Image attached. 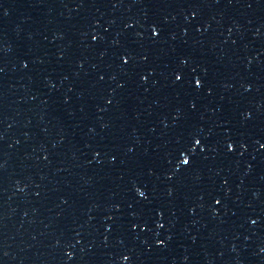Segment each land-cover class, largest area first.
I'll return each mask as SVG.
<instances>
[{
    "label": "water",
    "instance_id": "1",
    "mask_svg": "<svg viewBox=\"0 0 264 264\" xmlns=\"http://www.w3.org/2000/svg\"><path fill=\"white\" fill-rule=\"evenodd\" d=\"M0 68V264H264V0H0Z\"/></svg>",
    "mask_w": 264,
    "mask_h": 264
},
{
    "label": "snow or ice",
    "instance_id": "2",
    "mask_svg": "<svg viewBox=\"0 0 264 264\" xmlns=\"http://www.w3.org/2000/svg\"><path fill=\"white\" fill-rule=\"evenodd\" d=\"M5 14H6V12H5ZM192 15L196 16L197 13L193 12ZM152 33H153L154 36L157 34V29L155 27H153ZM95 39H96V37H93V40H95ZM122 55H124L127 58V57H130L132 55V53L126 51ZM144 59H147V57H145ZM180 64H181V66H185L187 64V59L185 57H180ZM26 66L27 65L25 64V67ZM2 71H3V69L0 68V72H2ZM195 71H196V69L193 68L192 69V74H193V78L195 79V84H196L197 87H202L203 86V77H195L194 76ZM101 79H103V77H101ZM142 79H147V77H142ZM179 79H180V76L177 75L176 76V80H179ZM190 82L191 81H189V83ZM208 91L211 92V88H209ZM108 103H111V101H108ZM191 108L192 109L196 108L195 103L191 104ZM196 136H197V133L195 132V133H190V135L188 136L187 139H185L183 137L178 139L177 146L175 148V151L177 153H179V157H178L179 163L176 165L177 168H179L181 165H189L190 164L189 155H186L185 153H193L194 154L195 146L201 144V139L196 138ZM192 141H194V143H191ZM260 147L264 148V143H261ZM227 148H228L229 151H231L233 149V143L229 142L227 144ZM98 154L99 153H97V155ZM112 159L115 160V157H113ZM169 178H171V177H169ZM137 191H138L140 197H144L145 199H147V197L145 196V192L144 191H139V189H137ZM169 195H171V191L169 192ZM220 202L221 201L219 199H217L215 201V203H217V204H219ZM159 213H160V215H162V211L159 212ZM252 223L255 224L256 221H252ZM133 227H136V225L133 224ZM159 227L162 228L163 224L159 225ZM156 243L157 244H163L164 241L157 240ZM261 250L264 251V249H261ZM68 255L71 256L72 253L69 252ZM123 259L128 260V257L125 256V257H123Z\"/></svg>",
    "mask_w": 264,
    "mask_h": 264
}]
</instances>
